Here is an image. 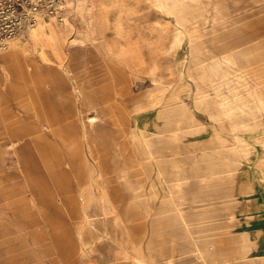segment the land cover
<instances>
[{
    "label": "rangeland",
    "instance_id": "obj_1",
    "mask_svg": "<svg viewBox=\"0 0 264 264\" xmlns=\"http://www.w3.org/2000/svg\"><path fill=\"white\" fill-rule=\"evenodd\" d=\"M62 9L0 51V264H264V0Z\"/></svg>",
    "mask_w": 264,
    "mask_h": 264
},
{
    "label": "built area",
    "instance_id": "obj_2",
    "mask_svg": "<svg viewBox=\"0 0 264 264\" xmlns=\"http://www.w3.org/2000/svg\"><path fill=\"white\" fill-rule=\"evenodd\" d=\"M67 0H0V51L42 19L64 18Z\"/></svg>",
    "mask_w": 264,
    "mask_h": 264
},
{
    "label": "crops",
    "instance_id": "obj_3",
    "mask_svg": "<svg viewBox=\"0 0 264 264\" xmlns=\"http://www.w3.org/2000/svg\"><path fill=\"white\" fill-rule=\"evenodd\" d=\"M3 218H5L4 212L2 210V208H0V219L2 220ZM36 222H29V224H31L30 226H32L33 224H35ZM18 225V224H17ZM19 226V225H18Z\"/></svg>",
    "mask_w": 264,
    "mask_h": 264
},
{
    "label": "bare ground",
    "instance_id": "obj_4",
    "mask_svg": "<svg viewBox=\"0 0 264 264\" xmlns=\"http://www.w3.org/2000/svg\"><path fill=\"white\" fill-rule=\"evenodd\" d=\"M2 49H4V48H2Z\"/></svg>",
    "mask_w": 264,
    "mask_h": 264
}]
</instances>
